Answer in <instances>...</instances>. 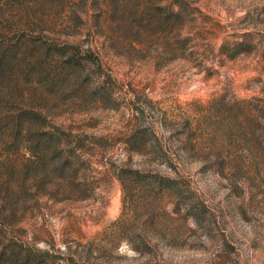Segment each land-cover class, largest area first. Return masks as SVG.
I'll list each match as a JSON object with an SVG mask.
<instances>
[{
  "label": "rangeland",
  "instance_id": "rangeland-1",
  "mask_svg": "<svg viewBox=\"0 0 264 264\" xmlns=\"http://www.w3.org/2000/svg\"><path fill=\"white\" fill-rule=\"evenodd\" d=\"M2 51L0 264H264V0H0Z\"/></svg>",
  "mask_w": 264,
  "mask_h": 264
},
{
  "label": "trees",
  "instance_id": "trees-1",
  "mask_svg": "<svg viewBox=\"0 0 264 264\" xmlns=\"http://www.w3.org/2000/svg\"><path fill=\"white\" fill-rule=\"evenodd\" d=\"M65 63L68 64L70 61V58L65 59ZM11 63L10 54L7 53V51L0 52V70L4 68L5 65H8ZM71 62L70 64H72ZM74 64V63H73ZM2 100L0 99V102ZM6 112L7 117L10 118L12 121H7L10 125L9 128L5 131L6 137H8L10 140H14L13 142H18V145H12L14 143H11V145H8L6 148L7 151H12L15 149H19L20 147L24 146L26 149L29 150V152L36 154L41 153L44 151L43 146L45 145V138H50L52 140V137L55 136V134L51 131H40L39 135L33 131V122L39 117L38 114L29 108L22 107L20 105H8L6 110H4V113ZM1 114V109H0ZM2 133V128L0 124V135ZM63 136H60V142H69V139L66 135L61 133ZM42 135H46L44 139H42ZM28 142V143H25ZM22 144V145H19ZM26 144V145H24ZM60 146H57L53 148V154L54 155H60L61 152ZM71 152L68 151V154ZM133 172H131L128 168H125L124 166L117 170V176L122 181L123 185L128 182L127 180L136 179V177L133 176ZM132 178V179H130ZM139 179V178H137ZM165 182V181H163ZM166 183V182H165ZM168 186V185H167ZM166 187V186H163Z\"/></svg>",
  "mask_w": 264,
  "mask_h": 264
}]
</instances>
